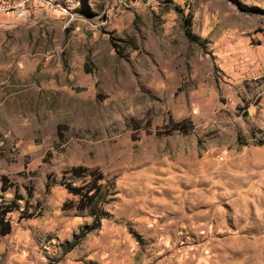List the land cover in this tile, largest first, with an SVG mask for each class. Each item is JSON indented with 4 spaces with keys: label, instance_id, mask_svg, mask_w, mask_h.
<instances>
[{
    "label": "rangeland",
    "instance_id": "rangeland-1",
    "mask_svg": "<svg viewBox=\"0 0 264 264\" xmlns=\"http://www.w3.org/2000/svg\"><path fill=\"white\" fill-rule=\"evenodd\" d=\"M114 5L0 0V264H264V0Z\"/></svg>",
    "mask_w": 264,
    "mask_h": 264
},
{
    "label": "trees",
    "instance_id": "trees-1",
    "mask_svg": "<svg viewBox=\"0 0 264 264\" xmlns=\"http://www.w3.org/2000/svg\"><path fill=\"white\" fill-rule=\"evenodd\" d=\"M241 9L250 11V12H259L264 15V11L260 10L257 7L247 8L241 5ZM191 21L188 17L183 19V30L185 36L190 40L195 42L196 38L191 33ZM179 126H184L181 124ZM73 175L77 177L84 176L86 173V169L82 167H76L72 169ZM90 183L76 187L70 181H64L62 185L66 189V191L72 196L78 197L77 204H73L72 200L64 202L62 205L63 210H70L72 208H76L77 210H86L88 213V217L92 219L91 223L88 225H84L80 231L75 234L71 240V242L66 243L68 250L73 249L76 245H78L82 239L89 234L90 232L98 229L101 225L103 219L108 216V212L106 211L105 206L110 201L111 197L114 196V192H112V186L104 185L99 183L103 177L100 173L93 175ZM4 180V187L2 191H6L10 185H6V181ZM0 236H5L11 231V223L8 218L9 214L17 209V201L21 200V197H16L11 201H6L4 197H0ZM40 213H24L23 218L30 219L39 216Z\"/></svg>",
    "mask_w": 264,
    "mask_h": 264
},
{
    "label": "built area",
    "instance_id": "built-area-1",
    "mask_svg": "<svg viewBox=\"0 0 264 264\" xmlns=\"http://www.w3.org/2000/svg\"><path fill=\"white\" fill-rule=\"evenodd\" d=\"M39 1V0H37ZM164 0H145V2L141 1L138 2V0H115V7L120 9V8H129L136 6L137 3H141L144 5H156ZM47 6H51L52 4L49 3V1L46 3Z\"/></svg>",
    "mask_w": 264,
    "mask_h": 264
}]
</instances>
